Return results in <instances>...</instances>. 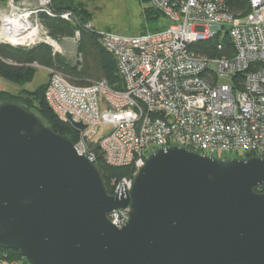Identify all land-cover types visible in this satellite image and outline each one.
<instances>
[{
	"label": "water",
	"instance_id": "obj_1",
	"mask_svg": "<svg viewBox=\"0 0 264 264\" xmlns=\"http://www.w3.org/2000/svg\"><path fill=\"white\" fill-rule=\"evenodd\" d=\"M132 177L112 195L70 135L0 101V249L25 264H264V156L170 145ZM125 207L114 226L108 214Z\"/></svg>",
	"mask_w": 264,
	"mask_h": 264
},
{
	"label": "built area",
	"instance_id": "obj_2",
	"mask_svg": "<svg viewBox=\"0 0 264 264\" xmlns=\"http://www.w3.org/2000/svg\"><path fill=\"white\" fill-rule=\"evenodd\" d=\"M13 1L6 0L9 10H19ZM247 1L243 14L234 13L226 0H148L167 23L138 35L99 29L89 20L81 23L71 10L58 14L51 0H36L25 14L6 15L28 21L39 11L58 14L96 34L114 55L120 89L105 79L73 83L64 72L44 67V91L60 120L68 122L70 115L85 126L75 129L79 153L95 161L92 144H97L108 165L130 167L131 174L110 180L109 192L115 195L131 190L134 172L159 147L180 145L222 158L264 156V0ZM4 17L0 12L2 24ZM2 24L0 41H5ZM207 40H216L217 50L230 45L233 52L212 56L198 51L196 43ZM102 126L109 131L97 138ZM128 213L127 207L115 209L108 219L121 227Z\"/></svg>",
	"mask_w": 264,
	"mask_h": 264
},
{
	"label": "trees",
	"instance_id": "obj_3",
	"mask_svg": "<svg viewBox=\"0 0 264 264\" xmlns=\"http://www.w3.org/2000/svg\"><path fill=\"white\" fill-rule=\"evenodd\" d=\"M54 11L58 14L64 10H71L81 20H89L86 10L77 8L72 0H51ZM226 3L234 13H246L249 9L247 0H226ZM48 15L39 11L41 23L46 27L47 35L56 41H61L65 37H76V54L78 60L72 64L66 57L55 51L52 46L44 41H40L29 47L18 45L13 46L9 43L0 42V77L20 84L21 86L32 80L36 73L34 64L40 67L55 68L68 75L73 83L85 84L87 81H97L105 79L113 88L120 89L122 77H120L116 60L108 50L99 44L96 34L83 29L79 24L73 21L65 20L60 15ZM162 15L153 9L151 5L144 9V18L147 21L161 18ZM216 40H207V42L196 43L197 50L212 56L229 55L233 52L230 45L223 49L217 50ZM47 83L31 91L21 88L19 92L12 93L6 90H0V101L14 99L24 104L40 116L42 121L50 125L56 132L68 134L76 142L77 135L75 129L68 123L60 120L54 113L45 99V88ZM95 162L106 180V186L109 189L110 180L113 178L120 179L124 175L131 174L128 166H110L105 162L102 150L99 145L92 144ZM262 191V186L255 188ZM20 260V264H25L18 251L10 249H0V260ZM6 261V262H8Z\"/></svg>",
	"mask_w": 264,
	"mask_h": 264
},
{
	"label": "rangeland",
	"instance_id": "obj_4",
	"mask_svg": "<svg viewBox=\"0 0 264 264\" xmlns=\"http://www.w3.org/2000/svg\"><path fill=\"white\" fill-rule=\"evenodd\" d=\"M74 5L77 8H81L86 10L88 13V18L92 25L99 29L103 30H112L113 32H118L121 34H132L138 35L140 33L156 30L161 28L162 25L167 23V20L163 17L147 21L144 18V9L149 8L150 3L148 0H72ZM13 3L15 6L19 7V10H9L8 5L6 4V0H0V12L2 17L6 14L13 13H27L29 10L34 9L37 6L36 0H14ZM28 22L30 25H33L37 28V37H35L34 42H25L23 44H18L22 46L29 47L30 45L36 44L40 41H47L53 39L52 37L47 35L46 27L41 23L39 15L31 13L28 16ZM2 23L0 22V25ZM54 40V39H53ZM58 46H60L59 50H55L59 52L62 56L66 57V59L74 64L77 60V46H76V38L75 37H65L62 38L61 41L54 40ZM2 42V41H0ZM2 43H9L8 41H3ZM12 45V44H11ZM13 45V46H18ZM53 47V46H52ZM54 48V47H53ZM36 73L34 74L32 80L30 82L25 83L24 85H20L14 82H10L9 80H3L5 82L4 89L7 91H20L21 88H25L29 91L36 89L37 87L42 86L43 84L48 82V71L44 67H37ZM223 81H227V78L222 79ZM43 87V86H42ZM109 131V127L102 126L99 128L97 132V138L106 134ZM229 156V155H228ZM8 260H5V262ZM12 261V260H10ZM9 262V261H8Z\"/></svg>",
	"mask_w": 264,
	"mask_h": 264
},
{
	"label": "bare ground",
	"instance_id": "obj_5",
	"mask_svg": "<svg viewBox=\"0 0 264 264\" xmlns=\"http://www.w3.org/2000/svg\"><path fill=\"white\" fill-rule=\"evenodd\" d=\"M2 30L6 35L5 41H8L13 45L33 42L35 37H37V28L30 25V23L27 20H24L23 17L17 15H5ZM49 43L52 44L56 50H59L60 46H58L53 39L49 40Z\"/></svg>",
	"mask_w": 264,
	"mask_h": 264
},
{
	"label": "crops",
	"instance_id": "obj_6",
	"mask_svg": "<svg viewBox=\"0 0 264 264\" xmlns=\"http://www.w3.org/2000/svg\"><path fill=\"white\" fill-rule=\"evenodd\" d=\"M263 15H264V12H263ZM41 67H43V66H41ZM3 80H4V79L0 77V90H5V89H4L5 82H4ZM6 91H7V90H6ZM10 92H12V91H10ZM17 92H18V91H16V92H12V93H17ZM0 264H6V262L3 261V260H0Z\"/></svg>",
	"mask_w": 264,
	"mask_h": 264
}]
</instances>
